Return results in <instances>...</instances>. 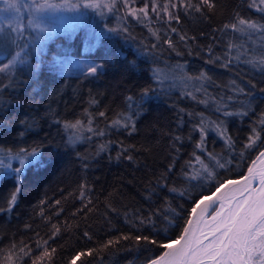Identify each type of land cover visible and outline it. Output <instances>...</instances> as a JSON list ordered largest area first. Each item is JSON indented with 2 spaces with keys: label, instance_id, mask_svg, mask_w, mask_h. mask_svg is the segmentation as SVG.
<instances>
[{
  "label": "trees",
  "instance_id": "obj_1",
  "mask_svg": "<svg viewBox=\"0 0 264 264\" xmlns=\"http://www.w3.org/2000/svg\"><path fill=\"white\" fill-rule=\"evenodd\" d=\"M168 2L158 0L161 5ZM251 2L213 0L214 9L205 6L203 14L183 7L171 9L179 15V23L169 24L166 14L149 11L142 20L125 17L121 25L109 20L95 31L83 27L49 41L42 61L30 57L10 78L0 77V149L35 147L39 152V163L27 167L19 182L13 175L0 179V208L8 207L17 186L21 189L12 210L0 212V264H7L9 254L12 264H33L34 260L68 264L72 256L88 251L92 254L81 256L76 264H148L166 251L161 243L174 241L182 233L194 202L214 193L219 182L239 179L247 172L264 150V126L258 123L264 113V71L236 60L227 68L221 65L228 43L256 52L262 40L256 33L248 36L219 29L234 22L236 14L264 24V13L249 7ZM171 27L177 32H171ZM6 35L11 48L0 46V55L10 59L23 45L13 42L12 34ZM181 35L186 40H180ZM167 38L172 48L164 42ZM217 56L219 61L207 62ZM55 58L85 59L102 67L95 76L65 74L48 66L49 59ZM201 72L210 81L181 79ZM201 84L206 92L195 91ZM237 87L244 93L234 92ZM144 89L152 92L142 109L136 100H126L139 98ZM230 95L233 100L227 99ZM223 104L228 111L247 115L225 117L217 111ZM101 111L104 117L98 115ZM133 113H137L135 131L113 124L122 119L121 114ZM200 114L206 128L203 151L196 148L201 138ZM77 119L84 123V131L64 127ZM89 119L93 132L86 131ZM213 121H223L225 136L214 130ZM253 126L261 131L262 141L245 150ZM96 130L104 135H96ZM176 136L181 139L177 141ZM100 145L105 146L103 151ZM122 148L128 149L125 155L132 160L117 159ZM193 152L214 178L205 175L189 181L184 177L185 163L193 159ZM193 165L201 168L194 159ZM149 216L151 222L140 223ZM137 235L158 243L137 242L133 239ZM45 250L48 256H43Z\"/></svg>",
  "mask_w": 264,
  "mask_h": 264
},
{
  "label": "snow or ice",
  "instance_id": "obj_2",
  "mask_svg": "<svg viewBox=\"0 0 264 264\" xmlns=\"http://www.w3.org/2000/svg\"><path fill=\"white\" fill-rule=\"evenodd\" d=\"M135 0H121L123 6L128 9L127 14L131 17L142 20L149 16V11L156 13L158 16L162 12L167 15V22L170 24L171 21H176L179 23L180 17L176 12L171 11V9H178L180 7L191 9L196 13L203 14V8L206 6L209 11L213 10L215 5L213 0H197L193 3L192 0H180V3H168L160 4L158 0H149V2L143 3L139 8L129 7L131 3ZM61 7L68 8H78L79 4H71L69 0H64L63 4H53L49 0H44L43 4L35 3V11L41 12L45 9H57ZM84 8L99 9L100 15H104L103 9L107 8L109 12L116 9V0H106V2L101 3V0H84ZM249 7L255 8L257 11L264 13V0H252ZM18 11V9H17ZM163 19V17H160ZM29 26H33V21H29ZM39 29L40 33L49 31V29L41 27L39 23L34 25ZM231 29L233 32L251 36L252 33H259L262 38V46L256 52L251 49L244 48L243 45H237L235 43H228V52L224 56V62L222 67L227 68L233 63V60L242 61L245 64L252 65L253 67H259L261 71H264V24L246 19L239 14L234 17V22L225 23L220 31ZM7 30L9 33H17L18 36L23 35L20 24L17 22L16 26L12 25V22L8 23ZM127 31V29H123ZM109 31H115V29H109ZM173 33L177 32L174 27L170 28ZM155 35V33H153ZM18 38V37H17ZM159 39V37H157ZM180 40H186L185 35L180 36ZM15 42V41H13ZM165 43L168 44L170 48L173 47V42L170 38H167ZM156 48L157 45H152ZM233 50L235 55H233ZM209 52H211V46L209 47ZM179 54V53H178ZM221 57L217 56L215 59H210L208 63H215L219 61ZM24 58L21 57L20 52H16L15 55L11 57L6 63L0 66V73L7 74L11 77L12 69L19 63H24ZM102 65L89 66L84 65L81 68L82 74L86 76H95L98 73L99 68ZM157 79H159L157 75ZM181 79L194 80V81H210V77L207 76L205 72H201L198 76H181ZM235 84V81H233ZM255 87V85H252ZM5 88L7 85L4 86ZM195 91H207L203 84L196 88ZM234 92L244 93L243 88H235ZM264 91V89H261ZM152 89H144L141 91L139 98H134L132 96L126 97L128 102L134 100L137 101V107L143 108V104L146 102L147 98L150 96ZM193 99L196 97L192 92L186 93ZM248 94V93H245ZM228 100H233V96H228ZM200 103L207 104V100H201ZM228 105H218L217 111L222 112L225 117L233 115H247V112L235 113L227 110ZM183 111V110H181ZM100 117L105 116V112L101 111L98 113ZM122 115V119L114 120V125H119L124 129L131 128V131H135V122L133 117L137 113L132 115ZM201 115L200 125H197L200 132V141L196 144V148L204 149V141L206 136V128L204 126L203 114ZM23 123V121H22ZM214 125V130L218 132L219 135L225 136L226 129L223 126V121L217 123L215 121L211 122ZM259 125L264 126V113L258 120ZM88 126L86 128L87 132H93L92 120L89 119L87 122ZM65 128L76 129L77 132H82L85 130L84 123L77 119L73 122H65ZM264 131V127L261 128ZM261 131H257L255 126L251 129V135H249L247 143L243 145L245 150L254 149L257 147V141H262ZM96 135L103 136L104 131L96 130ZM131 134V132H129ZM82 137H74L79 139ZM175 139L179 141L181 137L176 136ZM229 143H231L230 138H227ZM264 142V141H262ZM104 145H100V150H104ZM4 153L3 158H0V169L10 171L17 182L20 181L22 173L29 166H34L39 163V152L38 149L33 147L31 149L19 148L16 151L12 149H0ZM128 152L127 148H122V151L118 153L117 159L123 156L127 160H132L131 155H125ZM212 157V153L208 154ZM243 156V153H241ZM193 159L200 163L201 168L199 170L194 168L193 159L186 161L185 171L183 172L184 177L189 180H200L205 175L212 179L214 178V173L209 171L208 166L203 163L201 156L197 155L195 152L192 154ZM214 158V157H213ZM16 160L18 166H14L11 161ZM220 168H224V164H218ZM172 170V165H169L168 171ZM162 176L160 179H165ZM254 182H258L254 186ZM20 187L17 186L15 191L11 194L8 200V207L0 208V212L11 211L12 207L16 204L17 196L20 192ZM169 191L176 192L175 188H170ZM83 196V192L81 193ZM181 196L184 195L183 192L180 193ZM59 203V201H57ZM219 203V207H214ZM212 207V212L210 214V220L205 219L204 213ZM160 210L153 212L156 215ZM169 211L174 212V210L169 209ZM199 212V214H198ZM190 216L191 219L186 220L185 227L182 229V233L173 240H167L165 243H161L159 246L166 251L162 255L156 257L155 259H150L148 264H264V150L258 152L255 160L251 162V166L247 169V174L243 175L238 180H224L218 183L215 192L211 196L203 197L194 202V206L191 209ZM167 218V217H166ZM145 220L151 222V217H144L140 219V223L143 224ZM85 236L88 235L87 232L84 233ZM123 239L127 240L130 237L125 236ZM137 242L143 240L151 244H157L158 242L154 239H150L148 236L137 235L133 237ZM207 241V242H206ZM113 241H109L112 244ZM108 245H105L107 247ZM15 247V246H14ZM23 251V249H21ZM54 251V250H53ZM92 252H79L72 256L68 264H76L77 260L81 256L91 255ZM47 250L44 251L43 256H48ZM43 257H41L42 259ZM7 264H12V257L9 254L7 258ZM33 264H37V261H33Z\"/></svg>",
  "mask_w": 264,
  "mask_h": 264
},
{
  "label": "rangeland",
  "instance_id": "obj_3",
  "mask_svg": "<svg viewBox=\"0 0 264 264\" xmlns=\"http://www.w3.org/2000/svg\"><path fill=\"white\" fill-rule=\"evenodd\" d=\"M147 1L148 0H135L129 7L139 8ZM49 2L53 4H63L64 0H49ZM69 2L71 4H79V7L75 9L61 7L36 12L35 3L43 4L44 0H0V35L2 34L0 36V46H4L5 50L11 48L9 36L6 34H12L13 41H20L23 45L18 52L21 53V57L24 58L25 62L22 64L18 63L12 71L16 67L27 64L30 57H35L39 62L42 61L45 45L58 35L75 34L83 27L95 31L99 26H105V23L109 20H112V22L114 21L117 25H121L125 17H131L127 14L128 9L123 6L121 0H116V9L118 10L109 12L107 8H104V15L99 14V9L84 8V0H69ZM104 2H106V0H101V3ZM30 20L33 21V26H29ZM9 22H12L13 26H16L18 22L21 26L23 35L18 36L17 33H9L7 30ZM36 23H39L41 27L49 29V31L40 33L39 29L34 26ZM259 39L262 40L260 34ZM8 60L9 59H6L3 55H0V66ZM84 65L96 66L97 64L85 59L80 60L74 58H55L49 59L48 61L49 67L65 74H82L81 68ZM6 76L8 75L0 73V77ZM187 82L185 84H188V86H196L195 82ZM3 156L4 153L0 151V158H3ZM11 163L14 166H18L16 160L11 161ZM12 175L10 171L0 169V179L3 176L10 177ZM207 219L210 220V215L207 216Z\"/></svg>",
  "mask_w": 264,
  "mask_h": 264
},
{
  "label": "water",
  "instance_id": "obj_4",
  "mask_svg": "<svg viewBox=\"0 0 264 264\" xmlns=\"http://www.w3.org/2000/svg\"><path fill=\"white\" fill-rule=\"evenodd\" d=\"M247 174V172L245 173V175ZM240 179V178H239ZM235 180H238V179H235ZM256 183H258V182H254V186H255V184ZM212 195V194H211ZM211 195H209V196H211ZM206 197H208V196H206ZM214 207H219V203H217ZM211 212H212V207H210L209 209H208V211L207 212H205L204 213V216L206 215V217L208 216V215H210L211 214ZM198 214H199V212H198ZM192 218V217H191ZM190 218V219H191Z\"/></svg>",
  "mask_w": 264,
  "mask_h": 264
},
{
  "label": "bare ground",
  "instance_id": "obj_5",
  "mask_svg": "<svg viewBox=\"0 0 264 264\" xmlns=\"http://www.w3.org/2000/svg\"><path fill=\"white\" fill-rule=\"evenodd\" d=\"M244 175H245V174H244ZM190 218H191V216H190ZM190 218H189V219H190ZM205 219H207L206 215H205ZM208 220H209V219H208ZM206 242H207V241H206Z\"/></svg>",
  "mask_w": 264,
  "mask_h": 264
}]
</instances>
